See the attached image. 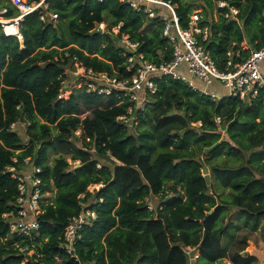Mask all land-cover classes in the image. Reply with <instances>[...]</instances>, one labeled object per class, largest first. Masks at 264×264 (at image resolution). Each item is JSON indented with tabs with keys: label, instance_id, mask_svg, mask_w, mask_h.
<instances>
[{
	"label": "trees",
	"instance_id": "1",
	"mask_svg": "<svg viewBox=\"0 0 264 264\" xmlns=\"http://www.w3.org/2000/svg\"><path fill=\"white\" fill-rule=\"evenodd\" d=\"M173 1L184 28L192 12L202 9L200 25L210 31L204 46L219 69H224L228 53L236 63L264 49V0H226L239 10L236 17L227 8L217 10L214 0ZM48 3L59 15L58 23L50 16L40 21L38 12L27 16L20 25L23 43L7 36L0 24V264H190L185 249L190 245L198 247L197 264H217L228 254L223 240L233 228V217L225 223L228 204L244 219L230 264L256 263L257 257L241 253L264 220V90L245 102L226 97L214 103L183 82L158 79L145 111L134 109L133 116L140 119L134 133L131 122L118 120L131 104H117L114 94L102 106L105 97L88 94L85 83H105L76 74L75 59L94 73L131 76L125 69L129 50L121 43L127 35L140 43L139 52L149 61H169L172 49L162 37V22L119 0ZM3 8L8 10L5 17L20 15L6 0H0ZM103 22L109 32L95 35ZM119 25L120 33L113 34L110 30ZM66 84L75 88L62 101L58 97ZM81 103L92 109L84 120L78 117ZM216 118L222 120L224 136ZM20 122L28 124V146L11 131ZM198 122L202 127L195 129L192 124ZM146 124L150 127L142 128ZM78 129L82 146L75 143ZM50 152L58 155L52 165ZM203 155L210 162L225 157L239 164H210L207 185L203 169L209 160ZM28 158L42 169L44 189H55V195L42 205L39 232L21 237L11 233L3 218L20 209L19 184L7 168L31 170L25 166ZM69 159L80 164L71 165ZM212 179L234 192L231 203L217 202ZM99 184L103 187L88 191ZM156 196L163 201L150 211L146 199ZM83 210L98 218L83 229L75 247L77 261L59 246L68 220ZM22 247L28 250L21 253Z\"/></svg>",
	"mask_w": 264,
	"mask_h": 264
},
{
	"label": "built area",
	"instance_id": "2",
	"mask_svg": "<svg viewBox=\"0 0 264 264\" xmlns=\"http://www.w3.org/2000/svg\"><path fill=\"white\" fill-rule=\"evenodd\" d=\"M19 9L20 15L11 20H6L5 15L8 10H0V24L7 36L17 37L23 43L20 33V25L24 19L39 13L40 21L45 22L47 16L57 20L59 15L51 12L48 0H12ZM103 3L104 0H99ZM120 3L128 5L135 12L145 15L149 20L158 19L162 22V37L167 39L172 49V59L165 62L155 63L149 61L144 54L139 52L140 43L132 42L130 37L123 35L121 43L129 50L125 55V69L128 74L126 78L110 77L106 73H94L93 70L85 68L75 59L76 74H86L90 78H97L105 83L104 86H97L93 82H86V92L88 94L97 93L104 96L106 103L108 97L115 94L118 99L117 104L130 103L128 113L118 118L119 121L128 123L133 116L134 109L145 111L147 107V97L157 91L156 80L170 78L187 84L193 91L209 97L212 102L218 103L223 98H236L245 102L248 98L256 99L261 90H264V49L252 51L244 62H234L231 53L224 65V69H219L204 43L209 37V27L201 26V11L194 10L190 15L187 28L182 27L178 15V6L173 0H119ZM216 9H229L230 15L236 17L239 10L229 7L226 0H214ZM226 17L229 14L225 15ZM264 17V12H263ZM105 23H100L97 30L98 35H104ZM96 30V31H97ZM121 30V25L112 29L117 35ZM107 34V31L105 32ZM240 57V54H237ZM214 88L212 90L211 88ZM226 89V94L221 95L216 89ZM73 90V89H72ZM72 96L71 89L64 85L58 97L59 100H69ZM116 104V105H117ZM216 123L221 128V118H216ZM16 124L11 125V131L15 132ZM197 123H193L195 126ZM202 123H199V128ZM29 141L24 142V146L29 145ZM17 162V160H14ZM31 158L25 160V166L30 165ZM24 166V167H25ZM101 168L100 165H97ZM7 172L19 184V196L17 204L20 207L17 214H4L3 218L8 220L10 231L21 237H30L40 230L39 217L43 213L42 205L47 203L45 199V189L43 179L40 177L42 169L32 166L31 170L24 168L19 171L17 166L7 168ZM103 187V184L91 186L88 191ZM81 195L80 198H83ZM150 211L154 208L146 200ZM97 214L91 210H83L79 215L68 220L65 227L63 241L59 248L68 256L78 260L75 247L82 240V232L86 226L92 227L97 220ZM21 253H25L28 247L19 248ZM33 252V251H31ZM25 264V263H23Z\"/></svg>",
	"mask_w": 264,
	"mask_h": 264
},
{
	"label": "rangeland",
	"instance_id": "3",
	"mask_svg": "<svg viewBox=\"0 0 264 264\" xmlns=\"http://www.w3.org/2000/svg\"><path fill=\"white\" fill-rule=\"evenodd\" d=\"M6 1H8L12 5H14L12 0H6ZM27 1L29 2V0H27ZM198 10L201 11V17H202V9H198ZM214 14H215V16L217 15L216 12ZM5 18H6V20H11L14 17H12V18L5 17ZM59 18L57 20H54V22L58 23ZM109 21L110 20L108 19L106 22H109ZM106 22H104L105 23V28L103 30L104 34L106 31H107V33L109 32L108 24ZM97 28H98V25H97ZM112 29L110 30L111 32H112ZM243 48L245 50L247 49V45L245 43L243 44ZM127 54L128 53L124 54V56ZM66 86H68V88L71 89L72 94H73L75 86L70 87L67 84H66ZM148 97H147V104H148ZM105 104H106V101L103 100L102 106ZM81 108H82V110H81L80 114L78 115V117L81 120H84L87 117H91V111H92L91 108L86 107L85 105H83V103H81ZM156 112H157V116H159V117H161L163 115V113H161L160 110H157ZM179 113H181V112H179ZM152 121L154 123L153 125L155 126L156 125L155 124L156 119L152 118ZM130 122H131V125L132 124L134 125L133 132L135 133L136 129L140 126V119L135 117V118H132L130 120ZM199 123H201V122H198L197 124H195V126H193V125L192 126L195 129H198ZM149 127L150 126L146 124V125H143L142 128H149ZM219 130L223 136L226 134L225 130H223L222 128H220ZM15 131L18 135H20L22 137L24 142L29 141V139L27 138V135H26L27 134L26 132L28 131V124H26L24 122L17 123ZM76 137H77V139L75 140V143L79 146H82V144L84 143V138L82 136L81 129H78V131L76 132ZM222 138L224 139V137H222ZM56 157H58V155H55L53 152H50V165L53 164V161ZM202 159L204 161H207V160H209V157H206L203 155ZM68 161L71 165H75V164L79 165L80 164V162L72 163V161L70 159ZM208 162H209V165L206 166L207 169L210 168V164L211 165H222V166H236L239 164L238 162H235L234 160H231V161L227 160L225 157L221 158V159L213 160L212 162H210V160H209ZM27 166L30 169H32L33 165L30 163V165H27ZM203 175H204V173H203ZM211 192L217 197L218 203H221L222 201L231 203L233 201L234 192L231 189H227V188L223 187L222 184L220 183V181H218L216 179H212V190H211ZM170 194L171 193H169V195ZM54 195H55V189L45 190L44 202H47L51 198H54ZM146 200H149L150 206L154 209L157 206H159L161 204V202L163 201L162 196L150 197V198H147ZM237 212H238L237 210H235L232 206H230V204H228L227 216L225 219V223H227V225H228L230 223V219L233 217V219H232L233 226L229 225V227L231 226L233 228H231V230H229V232L225 235L224 240H223L224 247L228 251V254L226 255V257L222 261L218 262L217 264H230V262H231L230 255L232 253L236 252V244H237L238 238L244 232L243 231L244 219L239 218V214H237ZM234 216H236V217H234ZM247 245L248 246L246 247V249L241 254L242 255L247 254V256L257 257V262L254 264H264V220L262 221V225H261L260 229L257 232L251 234V239L249 240ZM197 248H198L197 246L194 247L192 245L186 246V248H185L188 254H190V253L194 254L193 258L192 259L190 258V264H197L196 261H197L198 256H199Z\"/></svg>",
	"mask_w": 264,
	"mask_h": 264
},
{
	"label": "water",
	"instance_id": "4",
	"mask_svg": "<svg viewBox=\"0 0 264 264\" xmlns=\"http://www.w3.org/2000/svg\"><path fill=\"white\" fill-rule=\"evenodd\" d=\"M99 32H100V31L97 30V31L94 32V34L96 35V34H98ZM235 122L237 123L238 120H236ZM217 145H218V144L214 145L209 151H212L213 149H215V148L217 147ZM203 173H204V178H205V180H206V182H207V185H210V183H211V177H210L209 170L207 169V167H204V169H203ZM211 213H212V212H210L209 215H210ZM189 255H190V258L192 259L194 254H193V253H190ZM198 257H199V256H198Z\"/></svg>",
	"mask_w": 264,
	"mask_h": 264
},
{
	"label": "crops",
	"instance_id": "5",
	"mask_svg": "<svg viewBox=\"0 0 264 264\" xmlns=\"http://www.w3.org/2000/svg\"><path fill=\"white\" fill-rule=\"evenodd\" d=\"M221 95L226 94V89L224 88H217L216 89Z\"/></svg>",
	"mask_w": 264,
	"mask_h": 264
}]
</instances>
